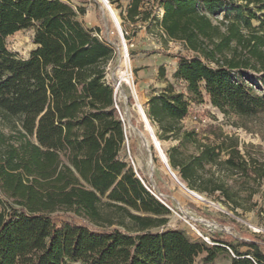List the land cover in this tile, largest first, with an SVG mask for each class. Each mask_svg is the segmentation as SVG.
I'll return each mask as SVG.
<instances>
[{
	"label": "trees",
	"instance_id": "obj_1",
	"mask_svg": "<svg viewBox=\"0 0 264 264\" xmlns=\"http://www.w3.org/2000/svg\"><path fill=\"white\" fill-rule=\"evenodd\" d=\"M87 2L0 0V264H196L201 253L211 264L226 250L230 264H264L262 236L219 232L212 246L185 249L182 235L167 231V200L120 157L123 126L104 82L118 52L81 20ZM141 3L131 0L126 19L158 26L162 45L192 54L172 76L185 90L168 83L145 107L156 139L177 143L163 151L169 168L236 216L256 206H244L255 195L264 205V159L218 128L199 138L182 123L205 98L224 115L264 111L255 82H264V17L249 8L264 0H153L145 11ZM21 30L33 31L27 59L6 47ZM187 143L194 153L183 151Z\"/></svg>",
	"mask_w": 264,
	"mask_h": 264
},
{
	"label": "rangeland",
	"instance_id": "obj_2",
	"mask_svg": "<svg viewBox=\"0 0 264 264\" xmlns=\"http://www.w3.org/2000/svg\"><path fill=\"white\" fill-rule=\"evenodd\" d=\"M106 1L118 18L127 49V57L123 51L120 35L117 28H115V22L110 17L109 11L102 0H88L82 6L86 9L92 8L91 5L97 7L96 18L100 25L99 35L117 48L118 55L111 62L107 73L108 81L112 86L120 83L116 94V102L122 114L125 113L126 115L128 145L124 147L120 157L127 160L128 163L131 159L140 177L161 193L165 200L170 201L169 197H173L177 201H170L171 205L168 203L171 208V216L166 227L167 231L180 233L183 238L180 243L185 249L194 244L212 246L211 236L219 232L232 234L233 236H237L239 232H248L251 235H259L264 238V211L260 212L261 208L264 209V205H262L259 195L253 196L249 203H245V207H251L256 203L251 211L239 212V215L236 216L216 196L203 195L206 202L198 201V197L176 183L177 173L173 171L175 176L172 171L165 168L158 150L152 143L151 135L147 133L140 120L131 87L134 86L133 92L137 95V104L139 103L145 112L147 97L154 91L162 90V86H166L168 80L172 81V72L177 67L180 58L191 57L192 54L175 42L162 45L160 49H154L152 45L133 46L134 41L132 39L136 35L133 31H136V27L131 26V23L126 19V14H123L118 0ZM72 3L75 6H81L78 2L72 1ZM249 8L257 16L264 17V7L250 6ZM155 11L157 13L158 9ZM84 16L86 19V13ZM221 18L222 14H218L212 21L216 23ZM86 21L88 20L86 19ZM152 35L155 36L156 34L152 33ZM32 37V30H21L6 38V47L9 52L19 58L27 59L35 49L32 44ZM157 53L160 55L158 56ZM162 70L163 76H161ZM125 72L128 73L130 82L121 78ZM255 82L264 90V82L258 80H255ZM182 85L174 83L178 91L182 89ZM194 105L197 108L194 109L192 114L197 117V120L193 121L192 118H187L184 121V126L195 130L199 134V138L208 133L209 127L218 128L225 135L237 138L240 145L246 147V151L253 158L264 159V111L257 117L245 119L234 114L224 115L220 113L210 105L207 98L204 99L202 104ZM129 123L132 127L129 126ZM153 129L155 137V129ZM156 141L160 144L162 153L169 146V143L159 142L157 139ZM183 151L191 154L195 152V147L193 144L187 143L183 147ZM78 222L83 223L84 221L78 219ZM213 224L220 227V230L212 228ZM204 238H209V242L206 243L203 240ZM239 251L244 252L245 249L241 248ZM226 252H220L211 264H230L229 256L232 253L230 250H226ZM204 256L205 253H201L195 259L196 264H203L202 258Z\"/></svg>",
	"mask_w": 264,
	"mask_h": 264
},
{
	"label": "crops",
	"instance_id": "obj_3",
	"mask_svg": "<svg viewBox=\"0 0 264 264\" xmlns=\"http://www.w3.org/2000/svg\"><path fill=\"white\" fill-rule=\"evenodd\" d=\"M118 2L121 4L123 14H126V10L129 7L131 0H118ZM91 6H92V8H90V9H86L84 7L86 10V19L88 21H86L85 16L82 17L81 20L84 22V24L88 28L100 29V25H99L98 20L96 18V8L97 7L95 5H91ZM152 6H153V0H142L140 10L141 11L150 10L152 8ZM162 13H163V11H162ZM131 26L136 27V31H133V33L136 34L135 37H133V39H132L134 41L133 46L138 45V46L144 47V46L152 45L154 47V49H160L161 48L162 43L160 41V38L156 37V35L160 34V30H159L158 26H156L152 23H147V22H142V21H137L136 23L131 24ZM152 33H155L156 35L153 36ZM125 34H127L126 31H125ZM157 55L159 56L160 54L157 53ZM175 70H176V68L172 72V75L175 72ZM172 81H174V80H172ZM172 81L168 80L166 82V85L168 83L173 84V85H174V83L181 84L179 82H176V81L172 82ZM165 87L166 86H162L161 89H164ZM148 98L149 97H147V99ZM162 142L169 143V146L167 149H169L170 147L175 146L177 144L176 142H173V141H162ZM169 199H170V201H175V199L173 197H169ZM170 201L167 200V202L171 205ZM175 202H177V201H175Z\"/></svg>",
	"mask_w": 264,
	"mask_h": 264
},
{
	"label": "built area",
	"instance_id": "obj_4",
	"mask_svg": "<svg viewBox=\"0 0 264 264\" xmlns=\"http://www.w3.org/2000/svg\"><path fill=\"white\" fill-rule=\"evenodd\" d=\"M157 14V17H159V18H162V15H163V13H162V11H161V9H158V12L156 13ZM120 26V25H119ZM118 33H119V35H120V38H121V41H122V46H123V49H124V51H125V55H126V57H127V51H126V45H125V41H124V38H123V34H122V31H121V29H120V27H119V29H118ZM100 38H101V36H99ZM108 42V41H107ZM109 43H111V42H109ZM111 65V63L107 66V68H106V74H105V77H104V82L107 84V85H109L110 87H112V89H113V108H114V112H115V114H116V116H117V118L120 120V122L122 123V126H123V131H124V145H123V149H124V147L125 146H127L128 145V136H127V125H126V115H125V113L124 114H122V112H121V110H120V107H119V105L117 104V102H116V94H117V92H118V90H119V86H120V83H118L116 86H112L110 83H109V81H108V73H107V71L109 70V66ZM128 84V83H127ZM130 85V84H129ZM134 87V86H133ZM133 87H131V93H132V96L134 97V100H135V102H136V106H137V97L135 96V94H134V92H133ZM185 89H184V86L182 85V89H181V91H184ZM195 108H197V106H195L194 104H191L190 105V107H189V110H188V115H187V117L183 120V125H184V121L187 119V118H192V120L193 121H196L197 120V117L196 116H194L193 114H192V112L194 111V109ZM140 111H141V113H142V115H143V118L145 117L147 120H148V118L146 117V115H145V112L143 111V109H142V106L140 105ZM148 122H149V124L151 125V127H152V129L154 128V126L152 125V123L148 120ZM129 126L130 127H132L131 126V124L129 123ZM154 130V129H153ZM122 149V150H123ZM129 152V151H128ZM124 161H126L127 163H128V161L127 160H125V159H123ZM132 168H133V170H134V172H135V174H136V176H137V178L140 180V182L143 184V186L158 200V201H160V202H162L163 204H164V200H165V198H164V196L161 194V193H159L158 191H156V189L151 185V184H149L148 182H144V180L140 177V175L138 174V172H137V169H136V166H135V164H134V162L130 159V161H129V163H128ZM169 171H172L171 169L169 170ZM172 173H173V171H172ZM173 175H175L174 173H173ZM176 176V175H175ZM177 181H176V183L180 186V185H182L183 186V188H185L188 192H190V193H194V194H196L198 197H199V199H200V202H206L205 200H204V198H203V195H200V194H198V193H196V192H194V191H191V190H189L187 187H186V185L182 182V180L177 176ZM170 211H171V208L169 207V206H167L166 204H164ZM212 228H214V229H216V230H220V227H218L216 224H213L212 225ZM206 243H208L209 242V238H204L203 239Z\"/></svg>",
	"mask_w": 264,
	"mask_h": 264
},
{
	"label": "bare ground",
	"instance_id": "obj_5",
	"mask_svg": "<svg viewBox=\"0 0 264 264\" xmlns=\"http://www.w3.org/2000/svg\"><path fill=\"white\" fill-rule=\"evenodd\" d=\"M109 15H110V17L113 19V21L115 22L114 23V25H115V28H117V31H118V26H117V24H119V21H118V18H117V16H116V14H115V11L110 7V11H109ZM120 25V24H119ZM120 27V26H119ZM126 48V47H125ZM123 51H124V49H123ZM126 51H127V49H126ZM124 54H125V51H124ZM122 79H124V80H126V81H128V82H130V77H129V75H128V73L127 72H125L124 73V75L121 77ZM135 94V93H134ZM135 96L137 97V95L135 94ZM137 102H138V98H137ZM136 108H137V110H138V115H139V117H140V120H141V122L143 123V125L145 126V129H146V131H147V133L149 134V135H151V137H152V139L153 138H155L154 137V135H153V131H152V127H151V125L149 124V122H148V120L144 117L143 118V115H142V113H141V111H140V104L138 103L137 104V106H136ZM142 136V135H141ZM144 140V139H143ZM157 141H156V138H155V140L153 139L152 140V143L156 146V143ZM156 149H157V147H156ZM158 150V149H157ZM158 153H159V156H160V158H161V160H162V162L164 163V160L165 159H163V154H162V152H161V150H158ZM166 168V167H165ZM178 176V175H177ZM193 195H195L196 197H198L196 194H194V193H192ZM198 201H200V199H199V197H198Z\"/></svg>",
	"mask_w": 264,
	"mask_h": 264
},
{
	"label": "water",
	"instance_id": "obj_6",
	"mask_svg": "<svg viewBox=\"0 0 264 264\" xmlns=\"http://www.w3.org/2000/svg\"><path fill=\"white\" fill-rule=\"evenodd\" d=\"M102 2L105 4V6L107 7V9H108V11H110V6H108V3H107V1L106 0H102ZM117 26H118V28H119V24H117ZM154 140H155V138H153ZM157 144H156V146L155 147H157V149L158 150H161V148H160V144L158 143V142H156ZM161 152H162V150H161ZM163 154V153H162ZM163 156V159H165L164 160V165H165V167L168 169V170H170V168H169V166H168V163H167V161H166V158H165V156H164V154L162 155Z\"/></svg>",
	"mask_w": 264,
	"mask_h": 264
}]
</instances>
